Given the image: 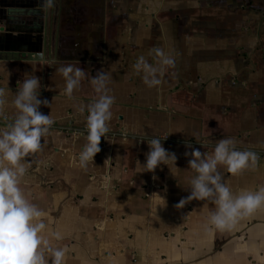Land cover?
<instances>
[{"label":"crops","instance_id":"1","mask_svg":"<svg viewBox=\"0 0 264 264\" xmlns=\"http://www.w3.org/2000/svg\"><path fill=\"white\" fill-rule=\"evenodd\" d=\"M42 3L0 0V52L42 56L0 61V128L14 117L18 82L35 73L49 103L39 111L54 123L25 158L18 186L43 214L47 246L67 249L64 264H264V206L226 231L206 230L210 201L175 207L195 175L184 153L210 156L220 138L257 157L238 175L218 165L223 182L234 193L264 186V0ZM139 58L158 84L144 83L133 67ZM68 64L84 71L71 97L57 71ZM99 72L114 98L111 118L100 151L81 167L86 106L99 95L90 81ZM153 137L175 153L176 167L142 172Z\"/></svg>","mask_w":264,"mask_h":264},{"label":"clouds","instance_id":"2","mask_svg":"<svg viewBox=\"0 0 264 264\" xmlns=\"http://www.w3.org/2000/svg\"><path fill=\"white\" fill-rule=\"evenodd\" d=\"M53 2L43 0L42 6L47 10ZM133 67L145 73L143 80L148 87L159 83L152 76L154 70L143 58H139ZM57 71L64 80V95L71 97L84 77L83 69L68 64ZM107 80V74L99 72L90 81L99 95L86 106L85 143L78 155L81 167L93 161L94 155L100 151V140L105 138L108 131L107 121L111 118L110 108L114 98L108 94ZM18 83L11 100L14 117L6 127L0 128V264H64L67 249L47 246L48 241L41 236L46 227L40 219L43 214L25 198L18 186L27 171L25 158L40 150L42 138L49 134L54 121L49 113L39 111L41 105L48 107L49 104L47 100L39 98L42 87L40 78L35 73H25ZM2 97L3 89H0ZM79 111L83 113L85 107L81 106ZM161 142V139L153 137L146 143L148 151L144 163H139L142 172L152 173L161 165L168 167L169 163L176 167L175 153L165 149ZM235 143L232 138L218 139L210 156L195 148L190 153H184L186 157L190 156L187 166L195 175L190 181L189 194L181 198L175 207H183L192 200L210 201L215 208L207 217L208 231L231 230L240 219L264 206V186L255 191L240 190L234 193L217 171L220 165L227 173L238 175L255 166L256 154L238 150ZM186 146L191 147V144ZM52 236L57 240L62 238L59 232L52 233Z\"/></svg>","mask_w":264,"mask_h":264},{"label":"water","instance_id":"3","mask_svg":"<svg viewBox=\"0 0 264 264\" xmlns=\"http://www.w3.org/2000/svg\"><path fill=\"white\" fill-rule=\"evenodd\" d=\"M21 14V15H24V16H28V15H36L37 13L36 12H9V14ZM0 33H2V31H0ZM3 36H0V38H2ZM38 48V47H36ZM2 49V48H1ZM44 49H46L44 47ZM32 54V55H30ZM34 53H24V52H21L18 56V58H16L17 56H15L14 54H11V52H7L6 53H1L0 52V61H5V60H11V59H16V60H24V61H39L42 59V56H39L37 53V55H34ZM42 55V54H41Z\"/></svg>","mask_w":264,"mask_h":264}]
</instances>
